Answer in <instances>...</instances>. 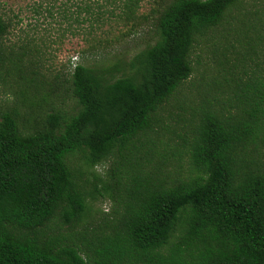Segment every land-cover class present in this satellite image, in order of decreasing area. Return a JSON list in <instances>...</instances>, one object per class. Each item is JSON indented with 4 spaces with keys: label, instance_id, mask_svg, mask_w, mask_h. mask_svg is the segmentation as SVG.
<instances>
[{
    "label": "trees",
    "instance_id": "trees-1",
    "mask_svg": "<svg viewBox=\"0 0 264 264\" xmlns=\"http://www.w3.org/2000/svg\"><path fill=\"white\" fill-rule=\"evenodd\" d=\"M68 1L61 4L66 32L80 37L99 60L107 46L149 23L156 40L111 65L76 64L71 84L80 110L70 118L48 114L36 132L23 134L17 109L3 115L0 264H264V67L245 80L237 71L240 60L228 54L232 41L220 51L217 75L196 88L191 130L179 136L192 166L188 177L165 172L163 154L144 170L155 146L140 142L158 132V110L191 77L196 38L217 27L240 0H149L148 13L142 12L146 0ZM253 10L245 14L251 17ZM252 19L255 32L264 30L253 17L238 22V29L235 17L231 28L247 33ZM9 28L0 14V40ZM16 70L25 80L20 102L28 101L32 88L30 105L40 112L49 98L37 97L44 85ZM77 152L86 153L90 167L116 159L105 185L117 203L115 219L93 233L46 235L59 212L70 224L86 210L78 178L83 173L68 163Z\"/></svg>",
    "mask_w": 264,
    "mask_h": 264
},
{
    "label": "rangeland",
    "instance_id": "rangeland-1",
    "mask_svg": "<svg viewBox=\"0 0 264 264\" xmlns=\"http://www.w3.org/2000/svg\"><path fill=\"white\" fill-rule=\"evenodd\" d=\"M66 1L0 0V14L10 24L7 35L0 40L3 52L0 56V121L3 115L17 109L16 118L23 134L36 132L48 114L60 113L65 118H70L80 110V105L72 94L71 84V74L76 64L82 63L92 67L101 64L111 65L119 58H130L136 52L153 45L156 40L153 23H149L141 32L123 39L121 44L115 47L107 46L104 49L105 59L99 60L86 50L80 37L66 32L68 22L63 21L61 16L63 6L61 4H71ZM263 6L264 0H240L226 13L217 27L196 38L190 55L193 66L191 77L158 110L159 118L162 119V123L156 127L158 132L141 137L140 142L145 144L146 149H149V146L147 147L149 141L155 146L154 156L143 162L144 170H151L163 154L167 159L165 172L175 171L174 176L182 178L191 175L190 159L185 153L187 150H182L184 147L181 146L182 139L179 136L191 130L192 108L199 105L196 88L200 82H204L205 85L213 81V77L217 75V59L221 58L220 51L224 46H230L231 41L234 47L230 48L228 54H231L232 61L240 60L237 63V71L243 78L248 80L254 73L261 72L259 69L262 70L264 67V40L260 41L257 37H264V30L259 29L255 32L252 28L253 19L247 33L245 29L242 31L240 29L237 34L231 27L235 24V17L237 29L242 21L252 17L256 23H264ZM151 7V1L146 0L142 5V12H150ZM49 8L52 13L48 12ZM246 10H253V16L248 17L245 14ZM76 27V24H73L71 28ZM232 35L234 39L230 38ZM227 38L228 41L225 40ZM255 64H260L261 67L254 68ZM16 67L23 69L26 80L37 78L44 85L43 92L37 96L39 99L41 94H49L47 103L40 112L33 110L30 105V101L34 100V89H28L27 102H20L19 92L25 80L20 77ZM36 121H39V125H36ZM167 128L175 130L176 134H170ZM188 136L190 137V134ZM177 149L183 151L182 155L173 157ZM85 155V152H77L68 157V163L74 171L80 170L83 173V176L78 178L85 193L86 210L78 222L70 224L64 223L62 212H59L50 223V228L45 229L46 235H67L83 230L93 233L99 226L115 219L117 203L113 194L105 190V185L110 182L108 173L116 159L109 158L90 167L83 159Z\"/></svg>",
    "mask_w": 264,
    "mask_h": 264
}]
</instances>
